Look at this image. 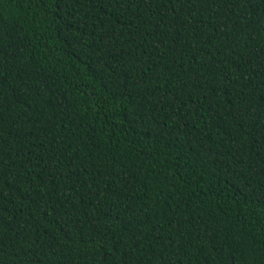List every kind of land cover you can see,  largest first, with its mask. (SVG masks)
<instances>
[{
	"label": "trees",
	"instance_id": "trees-1",
	"mask_svg": "<svg viewBox=\"0 0 264 264\" xmlns=\"http://www.w3.org/2000/svg\"><path fill=\"white\" fill-rule=\"evenodd\" d=\"M0 264H264V0H0Z\"/></svg>",
	"mask_w": 264,
	"mask_h": 264
}]
</instances>
